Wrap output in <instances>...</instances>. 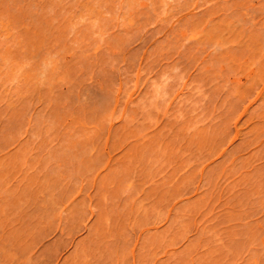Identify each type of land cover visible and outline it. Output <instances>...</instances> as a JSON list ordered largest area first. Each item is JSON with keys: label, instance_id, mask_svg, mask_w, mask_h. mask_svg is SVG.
<instances>
[{"label": "rangeland", "instance_id": "1", "mask_svg": "<svg viewBox=\"0 0 264 264\" xmlns=\"http://www.w3.org/2000/svg\"><path fill=\"white\" fill-rule=\"evenodd\" d=\"M33 1L39 2V0ZM50 1L51 0H44V2L42 1L43 3L34 2V5H32L33 2L31 0H0V41H2L3 43V41L5 39L7 40V38L9 40V44L11 41L12 44H10V46L8 45L10 49L8 51L9 53H7L8 55H11H9L10 60L15 59L14 61H12L14 64H25L21 67H25L22 70L30 68V64L27 65L28 63H31L32 65L34 64V66L31 65V67H35L34 70L40 72V64L42 63L43 65V62L47 58L54 57V59L51 58L52 60H49L50 62H53V65H51L53 67L50 68L49 65V70H51L49 72L51 73V75L48 73V75L50 76H48L47 78H49L50 82L46 80V84H44L45 77H43L44 79L41 78L42 76L39 77L42 81L38 83V76L36 77L34 73H29L28 70L27 73L25 72L27 74V77L25 76V80L16 79L12 81V83H14V88L12 87L13 84H11V82H9V84L8 82L6 83L7 78L6 76L5 78H3V71V73L1 72L2 75H0V77H2L0 78L2 79L0 80V98L2 99H0L2 101L0 102V123H5L4 125L0 124V164L3 165H0V176L3 173L5 174V176L3 174V176L0 177V183H2L0 185V264H192L191 261L195 262V259L191 260L193 254L194 256L195 254L198 255L194 257L197 258V262H199L201 259H207V257H210L212 261L207 260L210 264H264V189L252 190V188L246 187V183L248 182H245L243 178H240V176H242L241 173L243 172L242 169V171H236L237 174L234 173L231 174L232 176H230V172H227L230 168V164H228L227 170L225 169L226 167H222L225 157L222 156L221 152L219 151H216L215 153L209 155L201 149H198V147L197 149L195 148L194 150H192L189 148L188 144V147L184 145V143H186L185 140H179L177 142H183H181L180 145H178L179 143H176V146L178 145L180 147L183 143V149H180L181 147L178 148L177 146L179 150H176V152H178V154L170 149V151H173L175 153L167 154V159L165 158L167 161H164L166 163L164 164L162 163V161L160 162V159H157L159 163L156 160H153L149 163L148 161L151 160H149L150 154H147V152H145L147 150L142 149V147H145L144 145L147 144V139L156 136V134L158 135L159 133H165V135H167L171 133L170 129L172 127L174 129V125H176V122L177 125H179V121L182 122V120L188 118V123H191V118L189 119V116L192 117V122H195L194 124H192V126H194L193 128H195L196 125L197 127H199L201 126V124H203L202 127L206 126V128L210 130L211 128L208 124L212 123V125L216 128L221 126L220 122H222L223 119L220 113L218 114V121L217 119H214V122L212 121V123H210V117L213 112L212 110L215 109L214 112L217 109L218 111L216 112H219L220 110L219 105H216L221 96H219L218 93H215L217 81L214 80L209 82L207 80V83L206 81L205 83L199 82L193 77L189 76L192 74V76H195V74L197 73L194 70V66H190L191 68L187 67L184 70L182 66L175 67L174 65L172 67L171 61L174 57H176L175 55L177 52L188 51V46H193L194 42L196 43L200 40V42L203 43V40H201L203 39V36H200L202 33H200V31L203 30L199 29L200 31L199 33H197L198 35H196V32H198L199 28L197 24H201V27L203 26V24L197 22H203L204 20L207 21V17L205 16L206 11H210L211 9L216 10L218 6L221 5V3L226 2L227 0H137L140 6L137 4V2H133V0H129V2L128 0L127 2L125 0V3H123V0H119L118 4H123L122 6H126V4L129 3H136L139 7L135 4L137 7L133 13H130L131 10H127L129 13L125 11V7V10L121 9L119 11V9H117V7L119 6L117 3L116 6L114 2L115 0H104L103 5V0H94L96 2L90 0V2L88 1L89 3L87 2V0H62V4H60L61 0L60 3L55 2L58 0H53V2ZM242 1L244 2V7H242L243 16L246 17V19H249V21L251 22L256 23L259 20L256 27L261 26L262 22L260 25V21L264 20V7L262 8L259 5L263 2V0ZM54 2L57 4L55 5ZM85 2L86 4H84ZM108 2L110 5L108 4ZM176 2H180V4L178 5V3ZM97 3L99 4L97 5ZM100 3L101 7H103L104 4H108L109 6H105L106 8H101V11H103V13L101 14L102 17L99 18V13H101V11L97 10L100 7ZM176 5L177 7H175ZM84 6H89V8L91 7L92 9L86 8L88 10H91V12L86 10ZM94 6H98V8ZM252 7H255V9H250ZM79 8L81 9V11L79 10ZM93 9H95L94 12H99V16L94 15ZM153 9L156 10L155 13L154 11H152ZM158 9H161V12ZM82 10L83 13L85 11H88V13L83 14ZM78 11H80L82 14H80V12ZM46 12H48L47 15H45ZM77 13L78 15H76ZM90 13L94 15L93 17L91 16L93 20L96 19H94V17H98L100 19L99 21V19L97 18V21L99 22L95 21L100 24L97 25V23H95V27H93L92 29H90L92 26H88L90 24H94V22L91 21L92 19H90L92 23L87 22L89 20L88 16ZM71 14L75 15H72L73 17H71ZM115 14L116 16H114ZM130 14H133V17ZM156 14H160V16ZM129 15L131 18H133L130 24V17L128 18ZM155 15L157 17H155ZM104 16L106 19L108 18L109 21H111L109 18L114 16L111 18L112 21H117L110 23H108L109 21H106V27L105 22L102 21L105 20V18H103ZM68 17L71 18L68 19ZM82 17H85L88 20L82 19ZM203 17L206 18L204 19ZM126 18H128V20ZM251 18H253L255 21H252ZM73 21H75L76 25L78 24L76 26L77 29H74V31L72 30L74 26H71L69 32L66 29V26L69 29V26L72 25L71 22ZM78 21L82 23L80 24ZM123 21H125V23L121 24ZM68 22L69 24H71L69 25ZM102 23L105 26L102 25ZM195 24L197 25V27L194 26ZM86 26L90 28H86ZM104 27H106V29ZM94 28L98 31L101 29L103 30L104 28V32H96L98 34L97 35L95 34L96 30L93 32ZM191 28L197 29L195 31V35L194 33H192L195 37H192L193 35L191 34V32L194 31L190 30ZM262 29L263 28H261L260 30L262 31ZM255 31H258V29ZM102 33H105L104 36L100 35ZM188 33L190 34L189 37H191L192 39L187 37ZM4 34L6 35V37L4 36ZM14 36H17V38H15ZM91 36H93V38H96L95 36H97L99 41L97 40L96 42L95 39L91 38ZM99 36L103 37L99 38ZM196 36H200L198 37L199 40L196 39L198 41H195V39H193L197 38ZM77 38L79 39L76 40ZM103 38L104 41L102 40ZM13 39L20 40V42L19 40H17L18 42L16 41L18 45L17 43L15 45V40ZM2 43L0 45H2ZM7 43L5 45H7ZM208 43L209 42L207 41L206 44ZM200 44L201 43H197V45L201 46ZM203 44H205V42ZM5 45H3V47ZM207 46L205 47L207 48ZM0 47V56H3V53H1V51L4 48L2 46ZM23 61L26 62L24 63ZM31 69L33 70V68ZM46 69H48V67ZM240 71H237L236 74H239ZM41 73L43 75L44 71ZM176 73H180V76L181 74L183 76L177 77V79L179 78L178 80H180V78L183 79L180 81L174 80L173 82V75L175 76ZM58 74H63L65 76L63 77V75L61 76ZM56 76H59L61 78L63 77L62 79L64 80L60 78L62 81L60 80V82H58L59 80L57 81ZM34 77L37 78L36 83L38 84H35V86H31L35 83H30L32 80H35ZM232 78L233 75L229 77V80L224 78L226 86H224L225 83H223L224 79L221 80L218 78V82L220 83L221 80V83H223L222 86H224L223 88L220 87L221 84L218 86L220 87V94L228 90L232 92L233 87L235 86L233 85V83H230V80ZM102 81H104L103 84H107L105 87L110 86L111 91H113H108V88L106 89L105 87H102L104 86L102 84ZM29 83L31 85H28ZM15 84L18 88L15 87ZM96 84L97 87H94ZM167 84H171V88H174L172 90H170V87V89H167ZM248 84L249 82L247 83V81L245 80H242L241 82V85L244 86ZM70 86V89H72V91L68 89ZM77 87L81 89L80 91L82 93H88L89 98L95 92L97 93L98 89L101 90V93L99 92V90L98 93H100L102 96L100 94H96L98 95L96 97L97 99L95 98L96 101L98 100L96 108L94 105L96 101L94 98H92L93 96L91 97V99L94 100H90V104L88 101H86V103H88L90 107L93 101H95L93 104L94 106H92L96 110H93L92 112V107L90 108L89 106H87V104L84 106L85 100L88 97L82 96L84 102H81V104H83L81 106L78 101H81L82 97H79L81 96V93L79 94L80 91ZM90 87L94 88L93 91ZM152 87L153 89H156L158 87V91L156 90L155 92V89L153 90ZM161 87L164 88L161 89ZM95 88L97 89L95 90ZM165 88L167 92L166 90H164ZM16 90L17 92L22 91L23 96L25 95L23 98L26 99V102L28 101L26 106V102L22 100L23 98H21L22 96H18V98L14 94L16 93ZM61 90L64 92L62 93ZM74 90L78 91L79 95ZM91 91L94 93H92ZM160 91L164 93L162 94ZM159 92L160 97L158 95ZM22 93H20V95ZM154 93H157L156 95H158V99H156L157 97L156 95H154ZM75 94H77L81 99H76L77 96ZM15 96L23 101H18V105L15 103L16 106L15 104H13ZM6 97L7 99L11 98V100H7ZM104 97L109 98L110 102L109 100L107 102V98L104 99ZM149 97L153 100L152 102H154L155 98V103H152ZM255 97L256 90L247 94L245 102H243V104H241V106L236 109V112H233L229 116L226 123L224 122L229 134L227 140H225L222 145V149L226 148V153L234 154L237 158L243 161L245 160L247 162H252L253 164L259 166V168L257 167V169L262 170L264 168V146L260 145V147L256 149H251V147L250 149H246V151L245 149L243 150V148H240L243 146L242 144L244 140L250 137L252 138V136H254V133L250 131L253 127H251L249 124H245L246 118L250 113H243V107L248 105L250 101L254 100ZM39 99L41 100V102ZM139 99L141 101L143 100L142 103ZM59 100H65L64 105L67 107L69 106L70 109L61 104V107H59L61 109H59L60 111L56 110L52 114H50L49 112H52L53 110L48 109L52 105H56V103H58L59 105L61 103ZM8 101L12 102L11 105ZM132 101L137 102V104L145 103L143 104V106L145 107L147 105L148 110L151 112H147V108H145L146 111H143L144 107L142 108L141 104L140 107L139 104L138 106L136 103H132ZM19 102L21 103V105ZM67 102H69L68 105ZM47 103L50 105V107L46 106ZM148 103H152L151 105L156 104V107L154 105L153 107L149 108L150 105H148ZM259 103L260 101L257 103H253L250 110H257L259 107ZM77 104L78 106L80 105L82 107L81 108L79 106L81 109H83V106L84 110L85 108H88L86 112L84 110H80V112H85H81L83 115H86V113L91 110L90 112L92 113L87 114L89 115V117L87 115H84V117L81 118L82 114L80 113L81 116L79 115L80 108L75 109ZM7 105H9L10 107H16L14 108L16 112L14 110L12 111L14 115L13 113L9 114V110H7L6 107ZM41 105H45L47 109H45L44 106L43 110V106ZM135 105L137 107H135ZM214 105H216V107H214ZM9 106L8 108H10ZM17 106L21 108H18ZM56 106H53V108L57 109ZM126 106L127 109H131L130 107H132V112H129V114L131 113L130 116L126 112L127 116L125 115V118L124 114L127 110ZM203 106L205 108L204 111ZM207 106L211 108L210 111L206 110ZM40 107L42 110L40 109ZM73 108L75 109V112L76 110L78 111L77 115L80 117V120L77 116V118H75L77 112L75 113L73 111ZM105 109L108 111L105 112ZM100 110L102 111L100 112ZM141 110L146 114L150 113V118L148 115L146 116V119H142L143 113H141ZM178 110L181 111V113ZM187 111H189L190 113ZM34 112L36 115L34 114ZM46 112H48V114H46ZM70 112H73L75 115L73 113L70 114ZM60 113L61 115L59 116ZM113 113L114 117L112 116ZM134 113H136L137 115L135 114L136 116H134ZM6 114L8 117L10 115V117L7 118ZM53 114L57 115L49 116ZM90 114L92 116H90ZM44 115H47L51 119V121H49V119H47L48 117H45ZM116 115L118 116L116 117ZM174 115L178 117V119ZM28 117L34 119V122H32V124L30 123V120L32 119L29 118V120ZM128 117L132 118L130 119ZM6 118L9 120L6 121ZM72 118H74V120ZM123 118L125 121L128 119L134 122L130 123L129 121H127V126L125 125V127L124 124H122V122L126 124ZM96 119L97 123H94L93 120ZM36 120L41 123L39 124V126L43 124L42 126H40V128L42 127L40 130L42 131L44 127V129L47 131V134L51 133L50 135H48H52L51 137L54 138L53 142L56 139L55 141H57L58 143L62 142L61 138L63 134H61V136L59 135L60 133H62V130H65V127H63L64 129H62L61 122L63 121V123L65 124H63L64 126L68 125L67 123L69 122V120L71 121L70 124H73L75 122V124L73 125L76 126L78 121L77 126L81 128L80 130V128L75 126L72 127V125L69 124V126H67L68 130L66 128L68 133H71L70 131L72 130V128L73 132L74 130H76L74 128H77L82 132V130L84 129L83 126H85L84 123L87 121L88 122L86 123V125L90 123L88 127L85 126L89 129L88 131L85 128L88 131V133L87 131H85L88 134L86 135L87 137L83 134L79 136L80 134H78V130L76 131L79 138H77V134H73V132L71 133L74 136L73 138L75 140V144L78 139L79 144H81V140L84 139V136V141H87L88 143L89 140H87L86 138L90 139V136L92 135L95 137L96 132H94V130L98 128L99 130H97L99 132H97L98 134L96 137L97 146L94 144V141L93 144H87L85 142L88 147H90V144L96 146H91V150L90 148H87L88 153L84 152L86 154V157H89L92 161L89 162L87 161L89 159L86 158L87 160L85 162L88 163H84L83 158L85 155L81 154L83 153L82 150L85 149L83 148V146L81 150L82 152L78 153L77 149H71L72 145L71 148L70 146H67L68 144L66 145V148L63 147V144L65 143H61V145L59 144L63 147V150L62 147L60 150H58L59 146L56 142H54L53 148L56 144L58 149H55V147L54 149L51 148V151H49L50 148L48 147H50L52 145L50 143L53 142L50 139V143L49 140L48 142H46L47 140H45L43 136L44 134L47 135L45 131L43 130L42 132H40V130H38V126H36L38 128L36 129V131L38 130V132L42 133V136L38 132L32 131L35 128L33 127V124L36 122ZM57 120H60L61 122H55ZM174 120H176V122H173ZM237 121L239 122L238 126L242 125V133H240L238 137L234 138V124ZM200 122L202 123L200 124ZM216 122L217 125H215ZM52 123H54V127L55 125L57 126L61 123V127H59L60 125L57 126V128H61V131L59 129L58 131L60 132L54 130L57 128L53 129ZM92 123L95 126L97 124V127L91 129ZM183 123L184 122H182L181 124ZM196 123H199L200 125ZM37 124L38 123L36 122V125ZM169 124H172L170 125L172 126L171 128L168 127ZM28 125H31L33 128H31L30 130ZM134 125H138L139 128L141 127L140 129L142 131L140 129H136L138 128V126H135V128ZM192 126L190 125V127ZM121 127H125L126 132L127 129L130 128V132L128 133H126L125 130L122 129L124 132L122 134L130 137L126 138L123 136L128 140V142H126L127 140L124 139L126 143L123 142V140L120 141L121 137L118 135L120 134ZM115 129H117L119 133L117 132V134H112L111 138L109 135L112 132L114 133V131L116 133ZM66 130L64 131L65 135L67 132ZM187 130L185 131L187 133H191L192 131L195 132L194 129L191 131V129L189 130L188 128ZM115 135H118L119 137H116ZM75 137L77 138V140L75 139ZM258 137V140H264V134H259ZM63 139L65 138L63 137ZM109 139H111V141ZM155 139H159V137H155ZM172 142L169 146H173L176 141L174 143ZM130 143H132L131 150L133 149V152L131 153L133 155L129 153L130 147H128V144ZM79 144L76 146L81 147ZM82 144H84V142ZM76 146L75 148H77ZM92 147L94 150H92ZM194 147L195 146H193V148ZM167 148L166 150L169 149ZM173 148L174 147H172V149ZM142 150L146 155H144L142 152L144 156L142 155V157H140V153ZM47 151L51 153L48 154ZM127 152L131 154L129 156L130 158L132 156L134 157H132L131 159L125 158V156L128 157L129 155H126ZM53 153H55V156H53ZM253 153H255V156L253 155ZM87 154L91 155L88 156ZM29 155L31 160L29 158L27 160V157ZM72 155L77 156L76 159L80 160V165L79 161H77L78 164L76 163L77 165H75L76 160H73L74 157ZM20 156L22 157L18 158ZM78 157L80 159H78ZM146 157H148V159H145ZM200 157H203L201 164H199L200 162H198ZM7 158H11L13 160H9ZM17 158L21 160H17ZM24 158L26 159L25 163L27 164L21 162L24 161ZM124 158L127 160H125L126 162H124ZM133 158H135L136 160H134ZM139 158H142L141 160L144 159L142 163H140L141 161L139 162L140 164L137 162L138 160H140ZM128 160H131V162ZM8 161L12 162V166L10 165V162V164L8 163ZM81 161L83 162L82 165L85 164V167L81 165ZM16 162L20 164L18 165ZM72 162H74L73 166L71 165L73 164ZM146 162H148V164ZM5 163L8 164L6 165ZM234 163L237 165L236 162ZM238 163H240V161ZM156 164L158 166V170L160 169V167H163V169L161 168V170L156 171ZM5 165H10L11 167H6ZM26 165H28L30 168L28 166L26 167ZM148 165H152L151 168L153 167L152 169H154L152 171L149 168L151 170L149 171L151 173L153 172L152 176L145 175L147 173L145 171L148 170ZM4 166L8 168L7 171ZM77 166L84 171L83 174H81L86 175L83 176L85 177V179H81L82 177L78 176L81 171L77 170ZM124 166L127 167L125 168ZM122 167H124L125 172H123V169L121 170ZM239 167L240 165H238V169ZM205 168H207L206 171ZM220 169L223 174L219 171ZM238 169L236 168V170ZM24 170L26 171L23 172ZM73 171H80L79 174L76 172L78 177L74 175L76 173H73ZM203 171L205 172V174ZM263 171L264 170L261 171V174L264 173ZM22 172L24 173V176L22 175ZM224 172L229 173V176L224 175ZM238 172L240 173V176L238 175ZM70 173L71 175H69ZM117 173H119L120 175ZM7 174H9L8 177L6 176ZM234 175H237L238 177ZM68 176H71V178L67 179ZM73 176H76L77 179ZM115 176L117 177V180ZM262 176L263 177L259 178L258 181L259 183L261 182L264 184V174ZM2 177H4V181H1ZM105 177H111V179L109 178L110 180H107V178L105 179ZM118 177L121 181H119ZM148 177L154 178L151 179ZM71 179H73L72 183ZM101 180L104 182L101 183ZM114 180L116 182H114ZM80 181L83 187L80 184ZM82 181L84 182V184L82 183ZM108 181L114 183L109 184ZM118 181L120 183H123L120 184ZM232 181H234L235 184L231 183ZM240 181H244L245 184ZM3 182H5L7 186L3 184ZM31 183H33V186ZM239 183L243 184V186H240L241 184L238 185ZM4 185L6 187H3ZM121 185L122 190H120ZM237 185L240 187L236 188ZM226 186H234V191L236 192L231 193L229 192V189L226 191ZM24 187V192L21 195L18 191H21L20 188ZM2 190L4 192H1ZM8 190L9 192L12 190L14 194H16L14 195L11 191V195ZM221 190L223 193L221 192ZM119 191H122L121 195L118 194ZM103 192L105 194H108L104 195ZM101 193H103L104 196ZM230 194H232L234 197ZM6 195H8L9 198H7L8 196L6 197ZM51 195L53 196V198H51ZM128 196L132 197L130 198ZM128 198L131 200L129 201ZM261 198L263 200L262 206H259L258 204H260V202L257 204V201H259ZM50 200L52 203H50ZM55 203H57L56 205L58 206L54 205ZM58 203L64 205L59 206ZM55 206L58 207V211H56L57 208H55ZM118 206L119 208L117 209ZM191 206L193 208L196 207L197 209L195 208L193 210ZM110 207L112 208L110 209ZM246 223L247 228L249 226L250 232L252 233L251 240H254V244L250 249L243 248L245 245L241 246L242 243H245L249 235V231H246V236L243 235L245 233L244 231L246 230V227L244 228V226H246ZM199 229L204 230L205 233L206 231L209 232L210 230H215L217 233L215 232L214 234L223 235V237L219 235V237L222 238L220 239V241H218L219 245H217L216 243L217 240H219L218 235L215 236L217 239H214V236L211 239L207 234V237L205 239L200 234ZM144 230L146 232L145 234L143 233ZM230 234L233 235L232 237H234V239L230 236ZM153 235H156V237L154 238ZM227 235L230 236V239L232 238V242L228 241L229 236L227 237ZM159 237L162 238H160V240H165L167 242L169 241V243L167 244L166 242V244L167 246L171 245V248L167 250V246L163 245V243L165 242L162 241V244L159 245L166 247V249H164L167 251L163 250L164 254H159L157 252L159 256L157 255L158 257L156 259L152 258V260L150 255L152 254V251L150 250L152 249L154 251L156 243H149L151 241L154 242V240ZM201 237H203V239ZM207 239H210V242L216 240L213 242L214 246L213 243H211L213 247L209 245L210 243ZM221 240L224 241L221 242ZM233 240L234 242L237 241L235 243L236 245L233 243ZM241 240H243L244 242ZM227 242L230 243L228 244ZM220 243H226L229 246H227L226 244H222V246ZM234 245L238 246L236 248H239L240 245V250L236 249ZM207 247H211L213 250L215 248V253L213 252V250ZM224 247H226V249ZM207 249H210L212 254L209 252L210 250L208 251ZM206 250L207 252H209V254L206 252ZM218 253L220 254L218 255ZM202 254L204 258L202 257Z\"/></svg>", "mask_w": 264, "mask_h": 264}, {"label": "bare ground", "instance_id": "2", "mask_svg": "<svg viewBox=\"0 0 264 264\" xmlns=\"http://www.w3.org/2000/svg\"><path fill=\"white\" fill-rule=\"evenodd\" d=\"M33 3H32V5H34V2H36V1H33V0H31ZM41 0H39V2L37 1L36 3H43L44 2V0H42L41 2H40ZM52 2H53V0H51ZM50 1V2H51ZM55 1V0H54ZM84 1H86V0H84ZM90 2V0H87V2ZM92 1V0H91ZM94 1V0H93ZM125 0H123V3H125L124 2ZM130 1H132V0H130ZM137 2V0H133V2ZM141 1V0H140ZM180 1V0H179ZM242 0H227L226 2H223V3H221V5H219V6H222L223 4V6L222 7H219L218 6V8L215 10H213V9H211L210 11L208 10V11H206V14H205V16L207 17V21L206 20H204L203 22H201V21H198L197 23H202L203 24V26L201 27L200 25L201 24H197L198 26H199V28H198V32H196V35H198L197 33H199V31L200 30H203V31H200V33L202 32H204L203 34H205V35H203L202 33H201V35L200 36H203V39H201V40H203V43L205 42V44L207 43V41L210 43H208V44H203L202 42H200V40H199V38L198 37H200V36H196L197 38H193V39H195V41H198L199 40V42H194V44H193V46L191 45H189L188 46V51H180V52H177L176 53V57H172L173 59H172V67L175 65V67L177 66H182L183 67V69L185 70L187 67H192V66H194V70H195V72H197L196 74H195V76H192V75H189L190 77H193L194 79H196L197 81H199V82H202V83H205V81H206V83H207V80L209 81V82H211V81H217V83H216V92L215 93H218V95L220 96V99L218 100V103L216 104V105H219V108H220V110H219V112H216V111H218V109L214 112V110H212L213 112H212V114H211V117H210V123H212V121L214 120V119H217V121H218V114L220 113L221 115H222V122H220L221 123V126H219V127H214L212 124H208L209 126H210V130H208V128H206V126L205 127H202V125L203 124H201L202 122H200V124H201V126H199V127H197V125L195 126V128H193L194 126H192V124H194L193 122H192V117H190L189 116V119L191 118V123H188V121L189 120H187V119H184V120H182V122H184L183 124H181L182 122H178V124L179 125H177V122H176V120L178 119V117H176L175 115V117L177 118H175L176 120H174L173 122H176V125H174V129H173V127L172 126H170V125H172V124H169V126L168 127H172L171 129L170 128H168V129H170V131H171V133H169V134H167V135H165V133H159L158 135L156 134V136H153V137H151L150 139H147V141H146V145H144L145 147H142V149H144V150H147V151H145V152H147V154H150L149 155V160L150 161H148L149 163L150 162H152L153 160H156L157 162H158V160L160 159V162L162 161V163H164V164H166L164 161H167L166 159V157H167V154H172V153H175L176 152V150L178 151L179 149L178 148H180V149H183V143H182V146H178V145H180V143L181 142H183L184 140L186 141V143H184V145H186V147H188L187 146V144L189 145V148L190 149H192V150H194L195 148L197 149V147H198V149H201L202 151H204L206 154H209V155H211V154H213V153H215L216 151H219V152H221V155L222 156H224L225 158H224V163L221 165L223 168L224 167H226L225 169L227 170V168H228V164H230V168L228 169V171L227 172H230V176H232L231 174H237L236 173V171H239V170H243V172L241 173V175L242 176H240V173L238 174L239 176H240V178H243V180L246 182H248V183H246V187H249V188H252V190H256V189H264V184L263 183H259V181H258V179L259 178H261V177H263L262 175L264 174H261L262 172V170H264V168L262 169V170H260V169H257V167L259 168V166L258 165H256V164H253L252 162H247V161H243V160H241V159H239V158H237L234 154H230V153H226V151H227V149L226 148H224V149H222V145H223V143H224V141L225 140H227V137H228V132H227V127L225 126L226 124H224V122L226 123L227 122V120H228V118H229V116L233 113V112H236V109L237 108H239L240 106H241V104H243V102H245V100H246V95L247 94H249V93H251V92H253L254 90H256V97L254 98V100H252V101H250V103L248 104V105H246V106H244L243 107V113H247V114H249V116L246 118V121H245V124H249L251 127H253L250 131L251 132H253L254 133V136H252V138L250 137V138H248V139H246V140H244V142H243V146L242 147H240L241 149L243 148V150L245 149V151H246V149H250L251 147V149H256V148H259L260 147V145H262V146H264V140H258V136H259V134H264V32H263V29H264V20H262V19H260V20H262V21H260V25H261V22H262V25L261 26H259V27H261V28H263L262 29V31L260 30L261 28H259V27H256L257 25H258V21L255 23V22H251V21H249V19H246V17H244L243 16V10H242V7H244V2L242 3L241 2ZM55 2H59L60 3V0H58V1H55ZM54 2V3H55ZM88 2V3H89ZM94 2H96V1H94ZM101 2V1H100ZM103 2H104V0L102 1V5H103ZM106 2V1H105ZM115 2V4L117 3L118 4V2H119V0L118 1H114ZM126 2H127V0H126ZM128 2H129V0H128ZM53 3V4H54ZM58 3V4H59ZM92 3V2H91ZM107 3V2H106ZM176 3H178V5L180 4V2H176ZM264 0H263V2L262 3H260V7H264ZM57 3H55V5H56ZM60 4H62V0H61V3ZM83 4V3H82ZM82 4H81V6H82ZM84 4H86V2L84 3ZM83 4V5H84ZM94 4V3H93ZM99 3H97V5H98ZM108 4H109V2H108ZM105 5L104 4V6L103 7H105V6H109V5ZM117 4H116V6H117ZM134 4V5H133ZM129 3V4H126V6L124 5V6H122L123 4H121V5H119L118 4V6L119 7H117V9H119V11L121 10V9H124V7H125V11H127V10H131L130 11V13H133L134 11H135V9H136V7L139 5L138 4V2H137V4L136 3ZM137 6H136V5ZM80 6V7H81ZM86 6V5H85ZM84 6V8L86 9V8H88V9H90L89 8V6L88 7H85ZM91 6H93V5H91ZM121 6H122V8H121ZM140 6V5H139ZM138 6V7H139ZM94 7H96V6H94ZM103 7H101V3H100V9L98 8V6L96 7V8H98V10L97 11H101V8H103ZM175 7H177V5L175 6ZM106 8V7H105ZM105 8H104V10H105ZM130 8V9H129ZM261 8V9H262ZM88 9H86V10H88ZM92 9V8H91ZM250 9H252V10H254L255 9V7H252V8H250ZM79 10L81 11V9L79 8ZM94 10L95 9H93V12H94ZM159 11L161 10V9H158ZM80 11H78V12H80ZM88 11H90L91 12V10H88ZM88 11L86 12H84V13H88ZM94 12V15L95 16H99L98 15V13L99 12ZM152 11H154V13H155V9H153ZM104 12H106V11H104ZM116 12V11H115ZM114 12V13H115ZM128 12V11H127ZM158 12V11H157ZM161 12V11H160ZM159 12V13H160ZM82 13H83V10H82ZM81 12H80V14H82ZM83 13V14H84ZM103 13V11H101V13H99L100 14V16H99V18L100 17H102L101 16V14ZM114 13H112V14H114ZM117 13H119V12H117ZM121 13V12H120ZM123 13V12H122ZM129 13V12H128ZM48 14V12H46L45 13V15H47ZM50 14V13H49ZM97 14V15H96ZM126 14V13H125ZM75 15V14H71V17H73V16ZM76 15H78V13L76 14ZM87 15V14H86ZM92 13H90L89 14V16H88V19L87 18H85V17H82V19H86V20H88L87 22H90V23H92V22H94V24L93 25H88V26H92L91 28L90 27H88V26H86V28L88 27V28H90V29H92L93 27H95V23H97V22H99L100 21V19L98 18V17H94V19L95 20H93V18H91V16L93 17L94 16ZM104 15V14H103ZM131 15V14H130ZM130 15L128 16V18L130 17ZM156 15H158V14H156ZM155 15V17H157ZM191 15H193V14H191ZM245 15V14H244ZM70 16V15H69ZM83 16V15H82ZM114 16H116V14L114 15ZM114 16H112V17H114ZM132 17H133V14L131 15ZM158 16H160V14L158 15ZM71 17H68V19H70ZM111 17V18H112ZM206 17H203L204 19L206 18ZM99 19V21H97L98 19ZM103 18H105V16L103 17ZM111 18H109L111 21H109L108 20V18L106 19L105 18V20H102V18H101V20L102 21H104L105 22V25H106V27H107V24H106V21H109L108 23H110V22H115V21H117V20H115V21H112V19ZM116 18V17H115ZM128 18H126L127 20H128ZM73 19V18H72ZM71 19V20H72ZM78 19V18H77ZM82 19H80V20H82ZM90 19H92L91 21H90ZM130 20H129V24H130V22H131V20L133 19V18H129ZM79 20V19H78ZM85 20V21H86ZM124 20V19H123ZM251 20L252 21H255L253 18H251ZM68 21V20H67ZM95 21H97V22H95ZM126 21V20H125ZM125 21H123L121 24H123V23H125ZM206 21V22H205ZM74 22V23H73ZM73 22H71L72 23V25H70L69 24V22H68V24L70 25H68L69 26V29H68V27L66 26V29L70 32V27L71 26H74V27H76L77 25L75 24V21H73ZM79 22V21H78ZM103 22V23H104ZM119 22V21H118ZM80 24L82 23V22H79ZM102 23V25H104ZM120 23V22H119ZM127 23V22H126ZM250 23V24H249ZM75 24V25H74ZM100 23H97V25H99ZM194 25V26H196L197 27V25ZM247 24H249V25H247ZM252 24V25H251ZM104 25V26H105ZM126 25V24H125ZM101 26V25H100ZM194 26H193V28H194ZM72 28V30H74V29H77V27L76 28ZM99 27V26H98ZM106 27H104L105 29H106ZM202 29H201V28ZM258 29V31H255V30H257L256 28ZM4 28V27H3ZM101 28V27H100ZM99 28V29H100ZM104 28H103V30L101 29V30H99V31H102V32H104ZM200 29V30H199ZM5 30V29H4ZM71 30V31H72ZM86 30H89V29H86ZM96 29L94 28V30H93V32L95 31ZM190 30H192V31H194V32H191V34L192 33H194V35H195V31L197 30V29H190ZM189 30V31H190ZM75 31V30H74ZM74 31H73V33H74ZM98 30H96L95 31V34H97L96 32H99ZM262 33H261V32ZM89 32V31H88ZM75 33H77V32H75ZM90 33V32H89ZM261 33V34H260ZM94 34V35H95ZM105 34V33H104ZM104 34L102 33V34H100V35H103L104 36ZM183 34V33H182ZM3 35V34H2ZM91 35H92V31H91ZM98 35V34H97ZM185 35V34H184ZM184 35H182V36H184ZM188 36V38H190V39H192L191 37H189V33L187 34ZM193 35V34H192ZM192 36V37H195V36ZM1 36V35H0ZM4 36L6 37V35L4 34ZM102 36V37H103ZM4 37V38H5ZM15 38H17V36H14ZM13 37V38H14ZM19 37V36H18ZM90 37V36H89ZM96 38H93V36H91V38L92 39H95V41L97 42V40L99 41V39L97 38V36H95ZM101 36H99V38H100ZM101 37V38H102ZM3 38V37H2ZM207 40H205V39ZM215 38V39H214ZM79 38H77L76 40H78ZM196 39H198V40H196ZM13 40H15V45H16V43L18 42L17 40H19V39H13ZM101 40V39H100ZM103 41H104V38L102 39ZM205 40V41H204ZM4 41H5V43H4ZM3 41V43H2V41H0V44L2 43V45H0V46H2L3 47V45H5L6 43H7V41H8V43H7V45H5L3 48L6 50H4V49H2V51H1V53H3V56H0V70H1V68H2V70L0 71V75H2L1 74V72L3 73V78H5V76H6V83L8 82V84H9V82H11V84H13V88H14V83H12V81H14V80H18V79H24L25 80V78L27 77V70H28V72L29 73H34L35 74V76L38 78H35L34 77V79L35 80H32L30 83H32V82H35L34 83V85H31L30 83L28 84V85H31V86H35V84H38V83H40L42 80L39 78V77H41V78H43V77H45V83L44 84H46L47 82H46V80L48 81V82H50L49 81V78H47L48 76H50L51 75V73L49 72V71H51V70H49V65H50V68L51 67H53V66H51V65H53V62H50L49 60L52 58V57H50V58H47L44 62H43V65H42V63L40 64L41 66H40V72H38V71H35L34 70V68L35 67H31V63H26L27 65H29L30 64V68L29 69H27L26 68V70H22V69H24L25 67H23V68H21L23 65H25V64H23L22 62V65H20V64H14L12 61H14L15 59H13V57H12V59L13 60H10V57H9V55L7 54V53H9L8 51H9V47H8V45L10 46V44H12L11 43V41H10V44H9V40H8V38H7V40L5 39ZM17 41V42H16ZM19 42H20V40H19ZM101 42V41H100ZM197 43L199 44V43H201L200 45L201 46H199V45H197ZM203 44V45H202ZM17 45H18V43H17ZM208 45V46H207ZM205 46H207V48L205 47ZM7 47H8V50H7ZM1 48V47H0ZM190 48V49H189ZM4 52H6V53H4ZM2 55V54H1ZM9 57H7V56ZM11 56V55H10ZM52 59H54V57L52 58ZM51 59V60H52ZM54 61V60H53ZM24 63L26 62V61H23ZM56 62V61H55ZM52 63V64H51ZM193 64H195V65H193ZM26 65V66H27ZM32 66H34V64L32 65ZM29 67V66H28ZM41 67H44V68H41ZM48 67V69H46ZM175 67H174V69H175ZM190 67V68H191ZM31 68H33V70L31 69ZM239 68H241V69H239ZM31 69V70H30ZM43 69V70H42ZM48 70V71H47ZM241 70V71H240ZM44 71V73H43V75H42V73L41 72H43ZM237 71H240V73L239 74H236V72ZM26 72V73H25ZM57 72V71H56ZM39 73V74H38ZM41 73V74H40ZM48 73L50 74V75H48ZM235 73V74H234ZM6 74V75H5ZM26 74V75H25ZM38 74V75H37ZM40 75V76H39ZM58 75H61V74H58ZM63 75V74H62ZM61 75V76H62ZM179 75V76H178ZM231 75H233V78L230 80L231 82L230 83H233V85H235L234 87H233V90H232V92H230L229 90L228 91H226V92H224V93H222V94H220L219 93V90H220V87L221 88H223L224 86H226V83H225V79H227V80H229V77L231 76ZM26 76V77H25ZM65 75H63V77H64ZM22 77V78H21ZM32 77V76H31ZM57 77V81L58 82H60V80L63 78H61V77H59V76H56ZM173 82H174V80L176 81H180V80H182L181 78H180V80H178L177 79V77H183L182 76V74H181V76H180V73L179 74H175V76L173 75ZM0 78H2V77H0ZM61 78V79H60ZM218 78L219 79H221V80H223L224 78V81H223V83H225V85L224 86H222V84L223 83H221L222 81L220 80V83L218 82L219 80H218ZM36 79H37V81H38V83H36L37 81H36ZM44 79V78H43ZM0 80H2V79H0ZM21 80V81H22ZM62 80H64V79H62ZM61 80V81H62ZM242 80H245V81H247V83L249 82V84L248 85H246V86H244V85H241V82H242ZM55 81H56V78H55ZM5 82V81H4ZM43 82H44V80H43ZM101 82V81H100ZM103 82L104 81H102V84H103ZM16 83V82H15ZM105 83H107V82H105ZM49 84V83H48ZM221 84V85H220ZM81 85H83V84H81ZM104 86H102V87H105L106 85L105 84H103ZM121 85V84H120ZM123 85V84H122ZM171 84H167L166 85V87L168 86V88L167 89H170L171 88V86H170ZM220 85V87H218ZM10 86V85H9ZM17 85L15 84V87H16ZM19 86V85H18ZM67 86V85H66ZM80 86V85H79ZM78 86V87H79ZM244 86V87H243ZM11 87V88H12ZM77 87V88H78ZM86 87V86H85ZM94 87H97V84L94 86ZM110 87V86H109ZM108 86L107 87H105L106 89L108 88V91L110 90L111 91V87L109 88ZM170 87V88H169ZM173 87V86H172ZM214 87V88H215ZM16 88H18V87H16ZM71 88V86L68 88L69 90H71L72 91V89H70ZM87 88V87H86ZM89 88V87H88ZM90 88H92V87H90ZM121 88V87H120ZM119 88V89H120ZM160 88V87H159ZM164 88V87H163ZM162 87H161V89H163ZM174 88V87H173ZM173 88H171L170 90H172ZM217 88H219V89H217ZM5 89V88H4ZM79 89V88H78ZM93 89L94 88H92V91H93ZM97 88H95V90H96ZM103 89V88H102ZM152 89H153V87H152ZM151 89V90H152ZM155 89V88H154ZM153 89V90H154ZM158 89V87L155 89V92H156V90ZM199 89V88H198ZM77 90V89H76ZM76 90H74L75 92H77V94H78V91H76ZM81 89H79V91H80ZM91 90V89H90ZM99 90V92L101 91L100 89H98ZM98 90H97V93L95 92H92V93H94L95 94V96H94V94H92V98H96L98 95H96V94H100V93H98ZM104 90V89H103ZM122 90V89H121ZM160 90V89H159ZM164 90H166V88L164 89ZM169 90V91H170ZM224 90V89H223ZM14 91V90H13ZM62 91V90H61ZM113 91V90H112ZM111 91V92H112ZM120 91V90H119ZM158 91V90H157ZM15 92V91H14ZM64 91H62V93H63ZM70 92V91H69ZM104 92V91H103ZM107 92V91H106ZM118 92V91H117ZM154 92V91H153ZM161 92V91H160ZM160 92H159V97H160ZM166 92H167V90H166ZM221 92H223V91H221ZM20 93H22V91L21 92H17V90H16V93H14L17 97L18 96H22L21 98H23L24 96H23V93L20 95ZM52 93V92H51ZM71 93V92H70ZM81 93V96H79V97H88L89 96V94L88 93H86V92H84V93H82L81 91L79 92V94ZM108 93V92H107ZM151 93V92H150ZM158 93V92H157ZM156 93V94H157ZM162 93V92H161ZM164 93V92H163ZM162 93V94H163ZM77 94H75L76 96H77V98L76 99H78L79 97H78V95ZM155 93H154V95H156ZM101 95V94H100ZM151 95V94H150ZM158 95H156V99H158L159 97H158ZM216 95V94H215ZM7 96V95H6ZM15 96V100H13V104H17V102L18 101H21L20 99H18L17 97ZM61 96H62V94H61ZM102 96V95H101ZM105 96V95H104ZM219 96H218V98H219ZM66 97V96H65ZM83 97H82V100L80 101H78L80 104H81V102L83 101L84 102V100H83ZM91 97L89 98H87L86 100H85V104H84V106L87 104V106H89L88 105V103H86V101H88L89 102V104H90V100H94V99H91ZM100 97V96H99ZM98 97V98H99ZM152 97V96H151ZM107 97H104V99H106ZM150 98V97H149ZM153 98V97H152ZM1 99V98H0ZM6 99H7V97H6ZM8 99H10L11 100V98H8ZM7 99V100H8ZM79 99H81V98H79ZM85 99V98H84ZM89 99V100H88ZM97 99V98H96ZM96 99H95V101H96ZM102 99V98H101ZM155 98H154V102H152L153 100L150 98V100H151V102L152 103H155V100H156ZM2 100V99H1ZM0 100V102H2ZM7 100H6V102H7ZM9 100V101H10ZM17 100V101H16ZM22 100H26V99H22ZM40 100V99H39ZM108 100H109V102H110V99L109 98H107V102H108ZM130 100V99H129ZM140 100V99H139ZM8 101V102H9ZM57 101V100H56ZM60 101V100H59ZM65 101V100H64ZM64 101H60L61 103L58 105V103H56V105L54 104V105H52L51 107H50V105L47 103L46 104V106H49L50 108L48 109V110H53L52 112H49L50 114H52L54 111H56V110H58V111H60L61 109L59 108V107H61V104H63L64 105ZM67 101V100H66ZM95 101H93V103L91 104V107L93 108V106L95 105V108H96V104L98 103L97 101H96V103L94 104V102ZM141 101V100H140ZM143 101V100H142ZM142 101H141V103H142ZM209 101V100H208ZM260 101V103H259V107H258V109L257 110H250L251 109V106L253 105V103H257V102H259ZM21 102H23V101H21ZM26 102V101H25ZM28 102V101H27ZM27 102H26V104H25V106L27 105ZM40 102H41V100H40ZM40 102H38V103H40ZM63 102V103H62ZM78 102H76V103H78ZM82 102V103H83ZM103 102V101H102ZM150 102V101H149ZM10 103V105H11V103L12 102H9ZM20 103V102H19ZM45 103V102H44ZM53 103V102H52ZM66 103V102H65ZM68 103L69 102H67V105H68ZM132 103H136L137 104V102H133L132 101ZM140 103V104H141ZM152 103H148V105H150V107L149 108H151V107H153L154 105H155V107H156V104H153V105H151ZM208 103V102H207ZM8 104V103H7ZM16 104H15V106H16ZM29 104V103H28ZM43 104V103H42ZM94 104V105H93ZM103 104H106V103H103ZM108 104V103H107ZM114 104H115V102H114ZM139 104V103H138ZM137 104V105H138ZM139 104V105H140ZM143 104H145V103H143ZM143 104H141L142 105V108L144 107L143 106ZM18 105V104H17ZM20 105H21V103H20ZM19 105V106H20ZM72 105V104H71ZM83 104H81V106H82ZM93 105V106H92ZM138 105V106H139ZM141 105H140V107H141ZM216 105H214V107H216ZM8 106L9 105H7L6 107H7V110H9V114L11 113H13L12 111L14 110L15 112H16V110L14 109V108H16V107H10V108H8ZM12 106H14V105H12ZM19 106H17L18 108H21V107H19ZM24 106V105H23ZM40 106V105H39ZM41 106H43V110H44V106L45 105H41ZM45 106V109H47V107ZM53 106H56L57 107V109L56 108H53ZM65 106V105H64ZM63 106V107H64ZM77 106H78V104H77ZM76 106V108L75 109H79L80 107L78 106L77 107ZM84 106H83V109H79V115H80V113L82 112V113H85L87 110H88V108H85V110H84ZM105 106H107V105H105ZM109 106H110V104H109ZM133 106H134V104H133ZM33 107V106H32ZM62 107V108H63ZM65 107H67V106H65ZM73 107V106H72ZM72 107H71V109H72ZM90 107V106H89ZM90 107V108H91ZM99 107H100V105H99ZM135 107H137L136 105H135ZM148 106L146 105L143 109V111H146V109L145 108H147ZM154 107V108H155ZM67 108H69V106L67 107ZM89 108V109H90ZM106 108V107H105ZM131 109H127V106H126V109L128 110H126L125 111V114H124V116L126 115V112L128 113V115L130 116V114H129V112H132L131 110H132V107H130ZM134 108V107H133ZM139 108V107H138ZM153 108V109H154ZM11 109V110H10ZM24 109V108H23ZM32 109V108H31ZM34 109V108H33ZM40 109H41V107H40ZM41 109V110H42ZM60 109V110H59ZM64 109H66V108H64ZM63 109V110H64ZM70 109V108H69ZM68 109V110H69ZM75 109L73 108V111L75 112ZM102 109V108H101ZM137 109V108H136ZM141 109V108H140ZM153 109H150V110H153ZM204 106H203V111H204ZM80 110H84V111H81L80 112ZM93 110H96V109H92V112H93ZM106 110V109H105ZM206 110L207 111H210L211 110V108L209 107V106H207L206 107ZM35 111V110H34ZM47 111V110H46ZM57 111V112H58ZM91 111V110H90ZM88 112V113H92V112ZM102 110H100V112H101ZM108 110H106L105 112H107ZM179 111V110H178ZM252 111V112H251ZM7 112V111H6ZM48 112H46V114H48ZM68 112V111H67ZM77 112V113H76ZM76 115H75V118H77L78 117V119L80 118L77 114H78V111L76 110ZM95 112V111H94ZM136 112V111H135ZM140 112V111H139ZM147 112H151V111H149L148 110V108H147ZM180 113H181V111H179ZM187 112H189V111H187ZM19 113V112H18ZM56 113V112H55ZM71 112H70V114H72ZM81 113V114H82ZM88 113H86V115L88 114ZM96 113H97V111H96ZM141 113H143L142 115H143V117H142V119H146L147 117L146 116H148L149 115V118H150V113H144V112H142V110H141ZM140 113V114H141ZM190 113V112H189ZM16 114V113H15ZM20 114V113H19ZM34 114H35V112H34ZM58 114V113H57ZM56 114V115H57ZM94 114V113H93ZM104 114V113H103ZM109 114H111V113H109ZM120 114V113H119ZM118 114V115H119ZM136 113H134V116H136L135 115ZM144 114H146V115H144ZM185 114H186V112H185ZM188 114V113H187ZM216 114V115H215ZM13 115H14V113H13ZM36 115V114H35ZM55 114H53V115H49V116H54ZM55 115V116H56ZM61 115V113L59 114V116ZM74 115H72V116H74ZM85 115V114H84ZM84 115L82 114V116H81V118L82 117H84ZM85 115V116H86ZM97 115V114H96ZM114 115V113L112 114V116ZM118 115H116V117L118 116ZM6 116H7V114H6ZM20 116H21V114H20ZM45 116V115H44ZM47 116V115H46ZM45 116V117H46ZM58 116V117H59ZM77 116V117H76ZM88 117H89V115H87ZM90 116H92L91 114H90ZM127 116V115H126ZM126 116H125V118H126ZM132 116V115H131ZM187 116V115H186ZM9 117H10V115H9ZM8 116H7V118H9ZM19 117V116H18ZM22 117V116H21ZM34 117V116H33ZM36 117V116H35ZM48 117V116H47ZM70 117V116H69ZM94 117V116H93ZM97 117V116H96ZM106 117V116H105ZM114 117V116H113ZM115 117V118H116ZM185 117V116H184ZM188 117V116H187ZM213 117V118H212ZM215 117H217V118H215ZM6 118V121L7 120H9V119H7ZM29 118H31V117H28V119ZM60 118V117H59ZM104 118V117H103ZM128 118H130V117H128ZM132 118V117H131ZM130 118V119H131ZM148 118V119H149ZM186 118V117H185ZM19 119V118H18ZM32 119V118H31ZM47 119H49V121H51V119L48 117ZM53 119V118H52ZM73 120H74V118H72ZM85 119V118H84ZM83 119V120H84ZM88 119H90V118H88ZM105 119V118H104ZM107 119V118H106ZM109 119V118H108ZM111 119V118H110ZM114 119V118H113ZM112 119V120H113ZM12 120V119H11ZM30 120V119H29ZM29 120H26V121H29ZM33 120V121H32ZM32 120H30V123L32 124V122H34V119H32ZM55 120H56V117H55ZM77 120V119H76ZM80 120V119H79ZM82 120V121H83ZM123 120H124V118H123ZM187 121V124L189 125H191L192 127H190V125H189V127H188V125L186 124V121ZM5 121V122H6ZM13 121V120H12ZM16 121V120H15ZM19 121V120H18ZM60 121V120H59ZM58 120L57 121H55V122H59ZM85 121V120H84ZM87 121V120H86ZM91 121V120H90ZM89 121V122H90ZM94 121V123L96 122L97 123V119L96 120H93ZM110 121V120H109ZM125 121V120H124ZM127 121H129L130 123L131 122H134V121H132V120H126L125 122H126V124L125 123H123L122 122V124H124V126L126 125L127 126ZM216 121V120H215ZM1 122H3V121H1ZM36 122L38 123L37 125H36ZM36 122L34 123L35 124V126H34V124H33V127H35L34 128V130H32V131H36V129H38L36 126H38L39 127V129L38 130H40L41 128H40V126H42V125H40L39 126V124H41L38 120H36ZM54 122V121H53ZM61 122V121H60ZM64 122V121H63ZM63 122H61L62 123V129H64L63 127H65V130H66V128H67V130H68V127L67 126H69V124L71 123V121L69 120V122L67 123L68 125L67 126H64L65 124L63 123ZM88 122V121H87ZM87 122H82V123H84L85 124V126H87L88 127V125H90V123L89 124H87L86 125V123ZM214 122V121H213ZM238 122V121H237ZM235 123L234 124V130H235V136H234V138H236V137H238L239 135H240V133H242V125L241 126H238V124H239V122L238 123ZM61 123L59 124V125H57V126H59V127H61ZM80 123H81V121H80ZM172 123V122H171ZM1 125L3 124V123H0ZM5 124V123H4ZM3 124V125H4ZM54 123H52V127H53V129L54 128H57V126L55 125V127H54V125H53ZM64 124V125H63ZM73 124H75V122L73 123ZM73 124H70V125H72V127L73 126H75V125H73ZM83 124V125H84ZM173 124H175V123H173ZM196 124H199V123H196ZM199 124V125H200ZM77 125H78V121H77ZM75 126V127H78V126ZM81 125V124H80ZM82 125V126H83ZM133 125V124H132ZM131 125V126H132ZM215 125H217V122H216V124ZM26 126H27V124H26ZM31 125H28V127H29V129L31 130V128H33L32 126L30 127ZM85 126H83V130H82V132L81 131H79L77 128H74V129H76V130H78V134H80L79 136H81V134H83V135H88L87 133H88V131H89V129L87 128V127H85ZM93 126V127H92ZM92 126H91V129L92 128H96L97 127V124H96V126L95 125H93V123H92ZM121 126H123V125H121ZM125 126V127H126ZM137 127L138 125H134V127ZM212 126V127H211ZM3 127V126H2ZM59 127L57 128V129H54V130H56V131H58V129H59ZM119 127V126H118ZM122 128L121 127V131H120V134H118L121 138H120V141H122L123 140V142H125L124 141V139L125 140H127L126 138L128 137V138H130L129 136H125V135H123L122 133H124L123 132V130L122 129H124L125 130V132H126V128ZM135 127V128H136ZM189 128V130L191 129V131L194 129L195 130V132L194 131H192L191 133L189 132V133H187L188 132V128ZM197 127V128H196ZM70 128H71V126H70ZM78 128H80V127H78ZM88 130H86V129ZM112 128V127H111ZM114 128V127H113ZM133 128V127H132ZM131 128V129H132ZM141 128V127H140ZM139 128V126H138V128H136V129H140ZM29 129H27V130H29ZM98 128H96L95 130H97ZM129 129L130 128H128L127 129V132L126 133H128V132H130L129 131ZM136 129H134V130H136ZM38 130L36 131V132H38ZM45 131V133L47 132L45 129H44V127H43V129H42V131ZM60 131H61V128L59 129ZM64 130V131H65ZM66 130V131H67ZM70 130V129H69ZM76 130H74V132H73V128H72V130L70 131L71 133L73 132V134H77V131ZM80 130H81V128H80ZM94 130V129H93ZM94 130V132H96L95 133V137L93 136H90V139L89 138H86L87 140H89V142L87 143V141H84L85 140V136L83 137L84 139H80L81 140V142L83 143L84 142V144H82L81 142V144H79V139L77 140V138H79V136H78V134L76 135L77 136V138L75 137V139L77 140V142H76V144H75V140H74V136L71 134V133H68V131L66 132V135L64 134L65 132L62 130V133H60V135L59 136H61V134H63L62 135V142H60V143H58L57 141H55L54 140V142H56L57 144H58V146H59V149L57 148V146H56V144H55V149H58V150H60L61 149V147L62 146H60L61 145V143L63 144V143H65V144H63V147H65L66 148V145L69 147L70 146V148H71V145H72V148L71 149H77V152L79 153V152H82L83 151V153H81L82 155L84 154L85 156H84V158H83V160H84V163H88V162H85L87 159L86 158H88L89 160H87V161H92V160H90V158L89 157H86V152L88 153V150H87V148L89 149L91 146H93V145H91V144H93V141H94V144L97 146V132H99L98 130L97 131H95ZM116 130V133H115V131H114V133L112 132V133H110V137L112 136V134H117V132H118V130L117 129H115ZM134 130H133V132H134ZM141 130V129H140ZM187 130V132H185ZM41 130H40V132H42ZM60 131H58V132H60ZM75 131H76V133H75ZM85 131H87V133L85 132ZM142 131V130H141ZM244 131V130H243ZM27 132V131H26ZM40 132H38L41 136L43 135L42 133H40ZM81 132V133H80ZM91 132V131H90ZM168 132H169V130H168ZM37 133V134H38ZM44 133V132H43ZM57 133V132H56ZM86 133V134H85ZM92 133H93V131H92ZM119 133V132H118ZM167 133V132H166ZM47 134V133H46ZM49 134V133H48ZM43 135L44 136V139L45 140H47L46 142H48V140L50 139L52 142H53V137H51V136H49V135ZM121 134H122V136H121ZM142 134V133H141ZM67 135H68V137H67ZM91 135V134H90ZM118 135H115L116 137L118 136ZM128 135V134H127ZM163 135V136H162ZM170 135V136H169ZM58 136V137H59ZM114 136V135H113ZM118 136V137H119ZM126 137V138H124V137ZM162 136V137H161ZM165 136H166V139H165ZM47 139H46V138ZM50 137V138H49ZM63 137L65 138V139H63ZM67 137V138H66ZM87 137V136H86ZM93 139H92V138ZM109 137V138H110ZM155 137L156 138H158L159 137V139H155ZM162 138V140H161V138ZM170 137V138H169ZM72 138H73V142H72ZM96 138V139H95ZM112 138V137H111ZM140 138V137H139ZM169 138V139H168ZM43 139V138H42ZM43 139V140H44ZM96 140V143H95V140ZM118 139V138H117ZM142 139V138H141ZM163 139H165V140H163ZM172 139V140H171ZM44 140V141H45ZM50 140H49V143H50ZM65 140V141H64ZM91 140H92V142H91ZM110 141H111V139H109ZM176 142H175V141ZM179 140H183V141H180V143L179 142H177V141H179ZM41 141V140H40ZM43 141V142H44ZM137 141V140H136ZM142 141V140H141ZM172 141H174L175 142V146H176V143L178 144L177 146H178V148H177V146L175 147L174 145L173 146H169V145H171V142ZM233 141V140H232ZM54 142L53 143H50V144H52L50 147H48V148H50V150L49 151H51V148H53V146H54ZM87 144H89V143H91L90 144V147H88V145H86V143ZM115 142V141H114ZM126 142H128V140L126 141ZM125 142V143H126ZM169 142V143H168ZM174 142H172V143H174ZM45 143V142H44ZM72 143V144H71ZM81 146V147H78V146H76V145H78V144ZM111 143V142H110ZM143 143V142H142ZM60 144V145H59ZM70 144V145H69ZM105 144V143H104ZM116 144V143H115ZM114 144V145H115ZM132 143H130V144H128L129 146L128 147H130V151H129V153H131V152H133L132 150H131V145ZM168 146H167V145ZM45 145V144H44ZM48 145H46V146H48ZM112 145H113V142H112ZM165 145H166V147H165ZM74 146V147H73ZM75 146L77 147V148H75ZM82 146H83V148H85V149H83L82 150ZM86 146V147H85ZM96 146H93V147H96ZM105 146V145H104ZM191 146V147H190ZM193 146H195L194 148H193ZM63 147H62V150H63ZM93 147H92V150H94L93 149ZM169 149H168V148ZM172 147H174L175 148V150H174V148L172 149ZM53 148V149H54ZM80 148V149H79ZM166 148L170 151V149L171 150H173V151H175V152H173V151H168V150H166ZM177 148V149H176ZM184 148H185V146H184ZM188 148V149H189ZM47 149V148H46ZM79 149V150H78ZM82 150V151H81ZM86 150V151H85ZM90 150H91V148H90ZM186 150H187V148H186ZM240 150V149H239ZM248 151V150H247ZM257 151V150H256ZM255 151V152H256ZM56 152H58V151H56ZM85 152V153H84ZM93 152V151H92ZM142 152H143V154L144 155H146L145 154V152L142 150L141 151V153H140V157H142ZM47 153L48 154H50L51 152H48L47 151ZM90 153H91V151H90ZM128 152L126 153V155L127 154H129ZM177 154H178V152H176ZM55 153H53V156H55L54 155ZM80 154V155H81ZM132 154V153H131ZM131 154H129L128 155V157H126L125 156V158H127V159H129L130 157V155ZM229 154V155H228ZM255 153H253V155H254ZM24 155V154H23ZM79 155V154H78ZM88 155V154H87ZM89 155H91V154H89ZM88 155V156H89ZM133 155V154H132ZM143 155V156H144ZM50 156V155H49ZM73 156V155H72ZM72 156H70V157H72ZM151 156V157H150ZM255 156V155H254ZM22 156H20V157H18V158H21ZM25 157V156H24ZM74 158H73V160L75 161V165H77L78 163H77V161H79V165H80V160H77L76 159V157L77 156H73ZM80 157V156H79ZM78 157V159H80ZM91 157V156H90ZM132 157H134V156H132ZM131 157V158H132ZM154 157V158H153ZM17 158V160H21V159H18ZM26 158V157H25ZM24 158V161H21V162H24L25 163V159ZM28 158L30 159V155L27 157V160H28ZM32 158V157H31ZM81 158H82V156H81ZM124 158V162H126L127 160ZM130 158V159H131ZM166 158V159H165ZM7 159H11V158H7ZM16 159V158H15ZM15 159H14V161H15ZM92 159V158H91ZM134 160H136L135 158H133ZM140 159V158H139ZM142 159V158H141ZM138 160L137 162L139 163L140 161V163H142V161H144V159L143 160ZM145 159H148V157H146ZM158 159V160H157ZM165 159V160H164ZM202 159H203V157H200L199 158V160H198V162H200L199 164H201L202 163ZM11 160H13V159H11ZM31 160V159H30ZM126 160V161H125ZM133 160V161H134ZM236 160V161H235ZM5 161H6V159H5ZM4 161V162H5ZM14 161H13V163H14ZM59 161H61V160H59ZM111 161V160H110ZM128 161H130L131 162V160H128ZM132 161V162H133ZM146 161V160H145ZM155 161V162H156ZM240 161V163H238ZM2 162V161H1ZM10 161H8V163H9ZM19 162V161H18ZM30 162V161H29ZM28 162V163H29ZM71 162V161H70ZM69 162V163H70ZM130 162H129V164H130ZM148 162H146L147 164H148ZM231 162V163H230ZM234 162H236L237 163V165L234 163ZM8 163H5L6 165L8 164ZM11 163V164H10ZM9 164L12 166V162H10ZM17 163V162H16ZM73 164H71L72 166L74 165V162H72ZM77 163V164H76ZM82 161H81V165H82ZM136 163V162H135ZM137 163V164H138ZM139 163V164H140ZM159 163V162H158ZM157 163V164H158ZM251 163V164H250ZM18 164V163H17ZM20 164V163H19ZM18 164V165H19ZM22 164V163H21ZM25 164H27V163H25ZM153 164V163H152ZM157 164H156V171L158 170V166H157ZM249 164H250V166H249ZM253 164V165H252ZM1 165V164H0ZM5 165V166H6ZM6 166V167H11V166ZM14 165V164H13ZM60 165V164H59ZM78 165V166H79ZM159 165V164H158ZM237 167H236V166ZM238 165H240V167H239V169H238ZM1 166H3V165H1ZM1 166H0V168H1ZM4 166V167H5ZM15 166V165H14ZM28 165H26V167H27ZM77 166V170H80L79 172H80V174H79V172L78 171H76L79 175L78 176H81L82 178L81 179H85V177H83V176H86V175H82L83 174V170L81 169V168H79ZM83 167H85V164L84 165H82ZM81 166V167H82ZM151 166L152 165H148V170H146L145 172H147L145 175L147 176H152V173L150 172L151 170L153 171L154 169H152L151 168ZM164 166V165H163ZM200 166V165H199ZM220 166V167H221ZM235 166V167H234ZM3 167V168H4ZM5 167V169H6V171L8 170V168H6ZM19 167V166H18ZM20 167H21V165H20ZM25 167V168H26ZM29 167V166H28ZM75 167V166H74ZM82 167V168H83ZM125 167V166H124ZM124 167H122L121 168V170L123 169L124 171L123 172H125V169H124ZM127 167V166H126ZM125 167V168H126ZM145 167H146V165H145ZM3 168H2V170H3ZM30 168V167H29ZM151 170H150V169ZM161 168L163 169V167H160V169L159 170H161ZM208 168V167H207ZM207 168H205V171H206V169ZM223 168H221V169H223ZM236 168L238 169V170H236ZM221 169L219 170L220 172H221ZM224 169V170H225ZM75 170H76V168H75ZM150 170V171H149ZM158 170V171H159ZM241 170V171H242ZM258 170V171H257ZM1 171V170H0ZM26 170H24L23 172H25ZM144 171V170H143ZM143 171H141V172H143ZM164 171V170H163ZM22 172V173H23ZM75 171H73V173H74ZM75 172V173H76ZM145 172H143V173H145ZM162 172V171H161ZM204 172V171H203ZM264 172V171H263ZM77 173L76 174H74V175H76L77 176ZM82 173V174H81ZM149 173V174H148ZM151 173V174H150ZM222 174H223V172H221ZM225 173V172H224ZM4 174V173H3ZM3 174L1 175V176H3ZM117 174H119V173H117ZM122 174V173H121ZM164 174V173H163ZM204 174H205V172H204ZM8 175L9 174H7L6 176L8 177ZM23 176H24V173L22 174ZM21 175V176H22ZM69 175H71V173L69 174ZM120 175V174H119ZM143 175V174H142ZM203 175V174H202ZM224 175H228L229 176V173H225ZM259 175H260V177H259ZM0 176V177H1ZM4 176H5V174H4ZM76 176H73L74 178L76 177ZM77 176V177H78ZM122 176V175H121ZM121 176H120V178H121ZM145 176V177H146ZM234 176H237V175H234ZM77 177H76V179H77ZM114 177V176H113ZM112 177V178H113ZM238 177V176H237ZM236 177V178H237ZM3 178L4 177H2V179H1V181L3 180ZM6 178V177H5ZM71 178V176L69 177L68 176V178L67 179H70ZM107 177H105V179H106ZM110 179H111V177H109ZM109 178H107V180L109 179ZM115 178H116V180H117V177L115 176ZM114 178V179H115ZM148 178H151V177H148ZM154 178V177H153ZM153 178H151V179H153ZM236 178H235V180H236ZM248 178V179H247ZM80 179V180H81ZM105 179H103V180H105ZM109 179V180H110ZM118 179H119V177H118ZM250 179V180H249ZM7 180H8V178H7ZM24 180V179H23ZM73 179H71V183L73 182L72 181ZM121 180H122V178H121ZM120 179H119V181H121ZM249 180V181H248ZM4 181V180H3ZM19 181H20V179H19ZM26 181V180H25ZM76 181V180H75ZM102 181V180H101ZM112 181V180H111ZM118 181V182H119ZM244 181H240V182H243L244 184H245V182ZM78 182V181H77ZM104 181H102L101 183H103ZM114 182H116L115 180H114ZM114 182H110V181H108V183L109 184H112V183H114ZM117 182V183H118ZM75 183V182H74ZM82 183L84 184V182L82 181ZM120 183V182H119ZM121 183H123V182H121ZM120 183V184H121ZM161 183H164V182H161ZM231 183H234V181H232ZM2 183H0V185H1ZM3 184H5V182H3ZM32 184V186H33V183H31ZM30 184V185H31ZM80 184H81V181H80ZM79 184V185H80ZM106 184H107V182H106ZM116 184V183H115ZM235 184V183H234ZM241 183H239L238 185H240ZM261 184H263V185H261ZM6 185V184H5ZM3 186V187H6V186ZM78 185V184H77ZM82 185V184H81ZM212 185V184H211ZM232 185V184H231ZM237 185V187L236 188H238V187H240V186H243V184H241L240 186H238ZM76 186V185H75ZM118 186V185H117ZM80 187V186H79ZM82 187H83V185H82ZM104 187V186H103ZM121 187H122V185L120 186V190H122L121 189ZM212 187V186H211ZM227 187V186H226ZM244 187H245V185H244ZM81 188V187H80ZM23 189H25V187L24 188H20V190L22 191ZM125 189V188H124ZM223 189H224V187H223ZM229 189V192H236V191H234V186H231V187H227V188H225V190L227 191ZM4 190V189H3ZM1 191V192H4V191ZM106 190V189H105ZM104 190V191H105ZM117 190H118V188H117ZM12 191V190H11ZM9 192V190H8V192L12 195V192ZM21 191H18V192H20V194L22 195L23 194V192H24V190L21 192ZM17 192V193H18ZM221 192H222V190H221ZM9 193H8V195H9ZM70 193V192H69ZM104 193V192H103ZM103 193H101L102 195H103ZM121 193H122V191L120 192H118V194L119 195H121ZM223 193V192H222ZM1 194H3V193H1ZM13 194H14V192H13ZM16 194V193H15ZM14 194V195H15ZM53 194V193H52ZM106 194H108V193H106ZM105 193H104V195H106ZM116 194H117V192H116ZM226 194V193H225ZM8 195H6V197L8 196ZM10 195V196H11ZM103 195V196H104ZM109 195H111V194H109ZM113 195V194H112ZM129 195H131V194H129ZM230 195H232V194H230ZM240 195V194H239ZM17 196V195H16ZM20 196V195H19ZM52 196V195H51ZM103 196H101V197H103ZM117 196V195H116ZM233 196V195H232ZM69 197V196H68ZM114 197H115V195H114ZM128 197H132V196H128ZM229 197V196H228ZM234 197V196H233ZM7 198H9V196L7 197ZM6 198V199H7ZM51 198H53V196L51 197ZM70 198V197H69ZM231 198V197H230ZM129 199V198H128ZM234 199V198H233ZM232 199V200H233ZM4 200V199H3ZM52 200V199H51ZM51 200H50V203H52L51 202ZM68 200V199H67ZM131 199H129V201H130ZM262 198L259 200V201H257V204L260 202V204H258L259 206H262ZM264 202V201H263ZM54 203V202H53ZM57 203H55L54 205H56ZM59 204V203H58ZM119 204V203H118ZM61 204H59V206H60ZM64 205V204H63ZM63 205H61V206H63ZM135 205V204H134ZM56 206H58V205H56ZM55 206V208H57V210L56 211H58L59 209H58V207H56ZM112 206V205H111ZM116 206V205H115ZM131 206V205H130ZM193 206V205H192ZM191 206V207H192ZM65 207V206H64ZM68 207V206H67ZM114 207V206H113ZM124 207V206H123ZM63 208V207H62ZM112 207H110V209H111ZM119 208V206L117 207V209ZM190 208V207H189ZM193 208V207H192ZM196 208V207H195ZM195 208H193V210L195 209ZM66 209V208H65ZM124 209V208H123ZM197 209V208H196ZM64 210V209H63ZM191 210V209H190ZM55 211V212H56ZM66 211V210H65ZM113 211V210H112ZM120 211V210H119ZM159 216V215H158ZM102 224V223H101ZM100 224V225H101ZM246 226H244V228L246 227V230L244 231L245 233L243 234V235H245L246 236V231L248 232L249 231V235H248V237H247V239H246V241H245V243H242V245L241 246H243V245H245L243 248H247V249H250L251 247H252V245L254 244V240H251V238H252V233L250 232V229H249V226H248V228H247V223L245 224ZM101 228H103V227H101ZM243 228V227H242ZM243 228V229H244ZM231 229H233V228H231ZM230 229V230H231ZM210 231H211V234H210ZM209 232L208 231H206V233H205V231L204 230H201V229H199V232H200V234L206 239V237H207V234H208V236H210V238L212 239L213 238V236H214V239L216 238L215 236H217L218 235V237H219V235L220 234H214L216 231L215 230H210ZM213 231V232H212ZM96 233H97V231H96ZM144 234L146 233L145 232V230H144V232H143ZM217 233V232H216ZM219 233V232H218ZM233 233V232H232ZM231 233V234H232ZM210 234V235H209ZM227 234H228V232H227ZM230 234V236L232 237L233 235H231ZM234 234V233H233ZM154 236V235H153ZM220 236H222L223 237V235H220ZM225 236V235H224ZM229 235H227V237H228ZM230 236L228 237L229 238V240L228 241H231L232 242V238L234 239V237H232L231 239H230ZM150 237H151V235H150ZM156 237V235L154 236V238ZM203 237H201L202 239H203ZM98 238V237H97ZM153 238V239H154ZM160 238L161 237H159V238H156L155 240H157V241H155L154 240V242L153 241H151L149 244H155L156 243V249H155V247H154V251L151 249L150 251H152L151 253L152 254H150L151 255V259L153 258H157L158 256H159V254L160 253H163L164 254V251L163 250H165L166 249V247H164V246H162V245H159V244H162V241L163 242H165V243H163V245H166L167 246V244L169 243V241L167 242V241H165V240H160ZM209 238V237H208ZM151 239V238H150ZM152 239V240H153ZM162 239V238H161ZM213 239V240H214ZM217 239V238H216ZM219 240H217V245H219L218 243V241H220V239H222V238H218ZM207 240H209V245H211L212 246V244L211 243H213L214 241H216V240H214L213 242H210L211 240L210 239H207ZM225 240H227V239H225ZM243 240H241V241H243ZM224 241V240H223ZM222 240H221V242H223ZM240 241V242H241ZM243 241V242H244ZM160 242V243H159ZM166 242H167V244H166ZM237 241H235L234 242V240H233V243L235 244ZM240 242H238V243H240ZM253 242V243H252ZM157 243H158V245H157ZM216 243H215V246H216ZM228 244L230 243V242H227ZM232 243V244H233ZM221 244V243H220ZM223 244V243H222ZM221 244V245H222ZM224 244H226V243H224ZM223 244V245H224ZM170 245V244H169ZM208 245V246H209ZM220 245V246H221ZM222 245V246H223ZM227 245V244H226ZM231 245V244H230ZM236 245V244H235ZM234 245V247L236 248V247H238V246H235ZM239 245V248H241V246ZM149 246H151V245H149ZM157 246H158V248H157ZM162 246V247H161ZM213 246H214V243H213ZM212 246V247H213ZM221 246V247H222ZM227 246H229V245H227ZM226 246V247H227ZM152 247H153V245H152ZM219 247V246H218ZM218 247H216V248H218ZM220 247V248H221ZM226 247H224L225 249H226ZM160 248V249H159ZM165 248V249H164ZM167 250H169V248H171V245L170 246H167ZM207 248H210L211 250H213L211 247H207ZM220 248H219V250H220ZM239 248H236V249H239ZM210 249H207L208 251L210 250ZM167 250H165V251H167ZM207 250H206V252H207ZM211 250L209 251L211 254H212V252H211ZM214 250H215V248H214ZM214 250H213V252H214ZM217 250V249H216ZM240 250V249H239ZM238 250V251H239ZM119 251H120V249H119ZM198 251V250H197ZM116 252H118V251H116ZM159 254H158V253ZM205 252V253H206ZM209 252H207L208 254H209ZM237 252V251H236ZM166 253V252H165ZM169 253V252H168ZM194 253V252H193ZM195 253H198V252H195ZM203 253V252H202ZM215 253V252H214ZM116 254V253H115ZM162 254V255H163ZM220 253H218V255H219ZM158 255V256H157ZM196 255L197 254H195V256H194V254H193V256L191 257V260H194L195 259V262L194 261H191L192 262V264H210L208 261H210L211 260V258L210 257H207V259L206 258H204V256H203V254H202V257L204 258V259H201L199 262H197L196 261V259L197 258H194V257H196ZM117 256V255H116ZM153 256V257H152ZM198 256V255H197ZM221 256V255H220ZM201 257V256H200ZM210 258V259H209ZM148 259V258H147ZM149 259H150V256H149ZM152 259V260H153ZM206 259V260H205ZM190 260V259H189ZM206 261V263H205V261ZM208 260V261H207ZM149 261V260H148ZM212 261V260H211ZM155 262H157V261H155ZM159 262V261H158ZM256 262V261H255ZM146 263H148V262H146ZM160 263V262H159ZM215 264V263H214Z\"/></svg>", "mask_w": 264, "mask_h": 264}]
</instances>
